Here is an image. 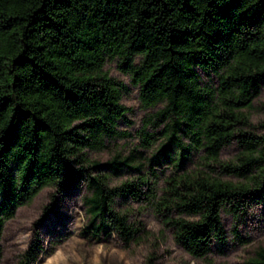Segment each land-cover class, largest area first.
<instances>
[{
  "label": "trees",
  "instance_id": "16d2710c",
  "mask_svg": "<svg viewBox=\"0 0 264 264\" xmlns=\"http://www.w3.org/2000/svg\"><path fill=\"white\" fill-rule=\"evenodd\" d=\"M114 58L140 87L141 105L161 107L141 130L143 146L156 144L149 158L116 153L102 165L149 172L110 187L85 150L123 137L127 89L102 70ZM197 69L217 85L201 83ZM263 80L264 0H0V237L40 190L81 180L95 233L126 246L149 234L114 208L129 198L160 216L190 256L205 257L212 240L226 242L221 211L236 216L264 196V133L249 132L242 112ZM232 141L238 152L224 162L219 153ZM162 159L172 173L157 187L153 167ZM43 251L36 235L20 264ZM248 264H264V248Z\"/></svg>",
  "mask_w": 264,
  "mask_h": 264
},
{
  "label": "rangeland",
  "instance_id": "374dc122",
  "mask_svg": "<svg viewBox=\"0 0 264 264\" xmlns=\"http://www.w3.org/2000/svg\"><path fill=\"white\" fill-rule=\"evenodd\" d=\"M140 61V57H135L134 64L139 65ZM119 64L117 58L107 59L102 70L127 89L120 100L127 113L117 122V130L123 137L106 142L101 149L85 150L89 160L99 162L101 166L97 171L108 178L110 187L125 181H135L149 172L147 166L142 171L123 168L112 172L102 165L116 153L121 156L138 153L149 158L156 144L151 148L143 146L141 130L144 120L161 107L145 108L141 105L140 87L132 83L128 73L120 70ZM197 73L201 83L217 85L213 73L199 69ZM242 112L248 118V131L255 135L263 134L264 80L251 107ZM146 131L151 132L152 129L148 127ZM237 152V143L232 141L220 151L219 158L229 162ZM197 163V157L192 154L186 167L196 168ZM153 169L157 175V187H161L172 169L163 159ZM222 178L234 183L240 181L232 176ZM142 190L145 191L146 187ZM87 194L85 183L77 180L72 187L62 192L58 188L45 187L29 202L19 206L13 217L5 221L2 229L0 264H20L21 255L36 235L44 251L34 264H147L149 259H152L153 264H248L254 250L264 248V196L249 198L236 216L221 211L220 218L226 233L225 244L212 240L205 257L193 258L175 242L171 229L145 202L136 203L129 198H119L114 206L128 216L131 225L140 224L149 232L138 242L126 246L115 234L95 233L89 228L83 203Z\"/></svg>",
  "mask_w": 264,
  "mask_h": 264
}]
</instances>
